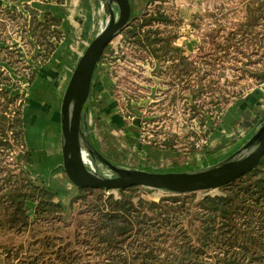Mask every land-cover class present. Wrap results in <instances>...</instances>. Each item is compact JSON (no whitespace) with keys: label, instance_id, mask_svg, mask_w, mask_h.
Masks as SVG:
<instances>
[{"label":"trees","instance_id":"obj_1","mask_svg":"<svg viewBox=\"0 0 264 264\" xmlns=\"http://www.w3.org/2000/svg\"><path fill=\"white\" fill-rule=\"evenodd\" d=\"M7 1L0 2L1 14L15 17L19 13L24 18L23 31L35 41L31 46L34 48L36 43L39 47L36 54L27 51L36 63L27 65L32 73L26 79L32 86L40 75L37 65H45L63 39L62 20L52 11L41 13L24 3L26 16L11 4L18 0ZM51 1L61 4L65 0ZM246 9V21L226 41L238 35L247 39L264 18V0L249 1ZM175 16L167 10L153 9L151 3L131 19L122 33L121 45L163 60L167 64L163 73L171 85L186 82L185 95L193 102V114L187 120L193 121L200 132L188 130L182 141L186 153H197L202 149L200 139L207 138L210 131L204 130L207 113L196 107L202 106L198 101L205 95V83L214 69L207 68L199 75L197 61L178 44L180 31L160 29L161 24L172 26ZM0 37V44L5 43L7 39ZM24 56L18 46L11 49L6 43L0 45V62L5 63L0 65V237L36 232L37 256L28 259L27 264H79L84 258L94 264H210L206 255H214L213 264H264V155L246 174L217 188V194L172 192L157 201L143 198L139 185L117 192L81 187L68 205L78 224L66 234L72 223L65 219V205L58 192L44 182L37 183L25 166L33 163V153L26 139L24 100L16 92L21 84L5 67L20 69ZM258 75L259 84L264 83V72ZM224 104L219 102L215 112H221ZM164 144L176 151L173 141L165 140ZM18 151L24 167L10 160ZM31 203L33 213L28 207ZM171 239L175 243L170 250L158 251L159 244ZM3 249L12 254L10 247ZM213 250L217 252L213 254Z\"/></svg>","mask_w":264,"mask_h":264},{"label":"rangeland","instance_id":"obj_2","mask_svg":"<svg viewBox=\"0 0 264 264\" xmlns=\"http://www.w3.org/2000/svg\"><path fill=\"white\" fill-rule=\"evenodd\" d=\"M34 1H37L38 3L43 0H18L11 4L18 6V8L27 16L28 11L25 10L24 3L33 6ZM76 1L78 2L80 6H78V8L80 9L74 10L75 7L73 4L71 5V8L68 5H65L62 8V12L66 17H76V22H73V29H70L66 35H63L62 41L68 37L69 42L66 51L63 52L62 59H64L63 61L66 64H72L73 68H62L70 71L71 74H69V80L64 87V92L60 101V108L58 109L53 103L49 102V99L46 98V95L49 96L50 93L48 90L46 91V89H44V82L38 81L32 86L28 85L26 77L31 75L32 72L27 65H35L36 63L30 56L31 53L27 55V51L36 54L38 53L39 47L38 44L35 43L33 48V46H31V41L35 42L34 39L27 36L25 31H23L21 24L24 21V18L19 17V13L15 17H12L8 14L2 15L0 11V17H2L0 18V36L7 39L5 43L8 44L11 49L18 46L25 55V62L21 64L20 69L9 68L8 66L5 67L11 71L14 79L21 84V88L16 92H19L24 100L23 108L26 124V139L28 140L29 148L32 152L35 151V154H41L42 157H40V159H43L44 157V159H48L49 161L53 160L54 162L56 161L54 152L59 149L54 146L59 143V140L57 139L59 137L62 150L63 134L61 125V106L63 97L75 67L92 40L88 41L84 34L85 27L89 25L90 20L89 16L85 13V10L92 9L93 19L97 15L101 18L100 22L103 23V25L97 29L96 34L103 29L108 22V19L111 17V10L105 0H91L92 2L90 0ZM97 1L101 5L96 8L94 6V9L91 8V6L97 3ZM249 1L251 0H150L147 4V6H149L152 3L153 9L167 10L170 11L171 14L176 15L172 26L167 28L161 24L160 29L166 32L168 30L180 31L181 36L178 39V44L179 40L187 34L186 40H191L192 45L194 44L193 40L196 41L195 52L187 54H190L191 57L197 61L196 66L199 68V75H202L207 68L214 69L212 77L209 79L210 82L206 81L205 83V95L198 101L202 106L196 107L197 111L204 110L207 113V120L209 117L215 115L218 119L223 110H225L231 102L243 97V95L253 87L260 85L258 74L264 72V18H262L261 22L252 29L247 39L242 35H238L233 41H226V39L230 37L229 34L237 29L239 24L246 21V5ZM0 2L8 4L7 0H2ZM44 2L47 4L45 8H52V6L55 5L51 0ZM81 9H83V11ZM104 9L105 16L108 18L106 21L102 18L104 16ZM71 12L74 14L72 15ZM133 17L135 16H132L131 19ZM127 26L112 39L111 43H109L110 47L107 54L105 55L103 53L93 75L94 78L96 74L98 79L95 76L96 78L92 80L93 88L91 87V91L97 87L101 77L105 76L108 79L109 92L121 102L123 107L129 109L130 114H133L134 110L142 111L139 113L142 114L140 115L142 121L140 125L141 130L139 131V143L143 142L155 149L153 150L152 155L153 161L149 159L154 167L149 168H152L151 170L154 171H175L167 169L166 161L162 162V158H166L164 157L166 149H170L165 146L164 141H173L176 145V151L188 152L187 149H185V143L182 141L183 138L186 137L185 135L189 132L188 130L197 131L198 134L200 132L199 129L195 127L196 125L193 124V121L187 120V118L193 114V111L191 110V104H193V102H190L189 95H185L188 93V89H186V86L188 85L186 82L180 83V81L178 84L171 85L169 83L170 80L167 78V74L163 73L167 65L163 60L157 58L152 59L147 56L146 53L135 49V47L122 46V33ZM230 38H232V36ZM66 42L67 41L62 43V46H64ZM5 43H1L0 45L5 46ZM188 43H190V41ZM223 49H225V51ZM113 50H115L114 53L111 52ZM244 54H251V56L247 58ZM0 65H5V63L0 62ZM45 65L39 67L37 65V68L40 70V75L38 76L40 77L39 79L43 78L41 70H43L42 68ZM57 68V72L53 75L56 76L61 74L62 76L61 70L59 69L60 64L57 65ZM55 87H53L54 90H56ZM219 102H222L223 104L226 103V105L224 104V109L221 112H215L218 110ZM263 120L264 111L260 114L259 122L262 123ZM55 127L59 129L58 132L57 130L55 131ZM185 129H187V131H185ZM42 133L44 134L45 140L40 142L39 138ZM208 139L209 135L207 138L200 139L199 147L202 149L197 153L200 152L199 157L201 158V161V154L205 151L204 147L206 146ZM124 144L126 146L123 148L125 151L128 150L131 152V149L133 148V153H135L133 143L130 144L126 141ZM35 147H37V149ZM21 154V151L16 152L14 158H11L10 160L15 161L18 164H23L24 167V161H19ZM95 160L97 163L86 161L87 168H92L97 172L101 170L102 172L100 174H103V176L112 173L111 169L110 171H106L103 162L96 158ZM109 160L113 161L111 158H109ZM235 160H239V154L236 155ZM202 163L205 165L204 161H202ZM210 164L213 163H209V165ZM61 165L54 164L51 166L49 164H37L36 166H32L25 164L26 168L32 174V177L36 179L37 183L44 182L43 179L47 181V177L43 178V176L51 178L57 171H62V174H64L67 180H69V182L80 191V188L64 173ZM120 165L131 168H140L139 166H132L130 164ZM107 168L109 167L107 166ZM176 170H178V168ZM139 186H141L140 193L146 200L158 201L161 197L174 192L161 188H153L143 185ZM117 190L119 189L109 191L117 192ZM59 191L61 195L67 199V201L61 199L65 205V219L67 222L72 223V227L66 232V234L72 233L77 227L78 218L76 215L72 214L71 209L68 206L71 199L68 200V196H65V194L67 195V191L65 189H60ZM196 192L198 196H202L204 192H210L211 194L220 193L217 188L196 190ZM28 207L30 208V213H33L32 210L34 204L31 203ZM176 231L177 229L172 232ZM35 234L36 232L29 231L24 232L23 234L12 233L4 238L0 237V264H27L28 259L33 258L35 255L37 256V238H34ZM65 239L69 238L65 237ZM173 243L175 242L171 239L166 243L159 244L158 251H164L165 249L170 250L169 248H171ZM5 247H10L13 250L12 254H7V248L5 250L3 249ZM17 252H19V254H16ZM216 252L217 251L215 250L212 251L213 254ZM213 256L214 255H206L205 259L209 260L210 264H213L216 261ZM87 262V259L84 258L79 264H94V262Z\"/></svg>","mask_w":264,"mask_h":264},{"label":"crops","instance_id":"obj_3","mask_svg":"<svg viewBox=\"0 0 264 264\" xmlns=\"http://www.w3.org/2000/svg\"><path fill=\"white\" fill-rule=\"evenodd\" d=\"M149 1L150 0H131L132 16L140 15L146 9ZM97 3L94 5L92 4L93 6H91V8L94 9V6L96 8L97 6L99 7V5H101L100 3ZM72 4L75 7L74 10L80 9L78 8L79 4L76 0H65L64 3L61 4L55 3L52 8L50 6V8H45L47 4L44 1L38 3L37 1L33 2V6L40 12L43 13L46 10L52 11L55 15L61 18L62 22L60 29L63 32V35H66L70 29H73V22H76V17H66V15L62 12V8L65 5H68L71 8ZM81 10L83 11V9ZM85 13L90 18L89 25L85 27L84 33L86 39L89 41L94 38L97 33V29L100 28L103 23L100 22L101 18L99 15H97L94 19L92 18V9L85 10ZM71 14L73 15L74 13L71 12ZM102 18L105 21L108 19L107 16H105V9L104 16ZM187 35L183 36L179 40V44L183 46L186 53L195 52L196 41L193 40L194 44L192 45L191 40H186ZM62 40L61 43L58 44V47L53 53L50 61L44 66L45 68H42L43 70H41V74L43 78L39 79L40 77H38V79L35 81V83L38 81L45 83L44 89H46V91L48 90L50 93L49 96L46 95V98L49 99V102L53 103L57 109L60 108V101L64 92V87L69 80V74H71L70 71L64 70L62 68H73L72 64H66L63 61L64 59H62L63 52L66 51V47L68 46L69 38L67 37V39L64 41ZM65 41H67L66 44L62 46V43ZM189 41L190 43H188ZM59 64V69L61 70L62 76L61 74L54 76L53 74L57 72V65ZM95 76L97 77L96 74ZM95 76L94 78H96ZM107 80L108 79L105 76L101 77L97 87L91 91L89 99V113L85 132L94 142L97 149L108 159L111 158L113 161H115L114 163L130 164L132 166H139L140 169L151 170L152 168L149 167H154V165L150 160H152L153 150L155 149L147 144H144L143 142L139 143V131L141 130L140 125L142 121V118L140 117L142 114L139 113L142 111L134 110L133 114L131 113V115L129 109L127 107H123L121 102H119V100L113 96L111 92H109V84ZM53 87H55L56 90H54ZM263 111L264 83H261L260 85H257L249 90L245 95H243V97L231 102L225 108V110H223L221 116L218 119L215 115L209 117V119L206 121L204 130H208L210 133L208 142L204 147L205 151H203L201 154L202 161L205 162V165H203L201 158L199 157L200 152L186 153L174 151L173 149H166V154L164 156L166 158H162V162H167L166 167L169 170H176L177 168L178 170H190L201 168L203 166L209 165V163H215L227 158L252 136L256 127L260 124V114ZM54 129L55 131L57 130V132L59 130L56 127ZM43 133L39 138L40 142L45 140ZM57 139L59 140V143L55 144L54 147L59 149H57L55 152L53 151L56 158L55 162L53 160L49 161L48 159H44V157L43 159H40L42 155L35 154L34 151L32 152L33 163L30 165H61V140L60 137ZM125 139L127 143H133V147H135V153H133V148H130L132 150L131 152L128 150L125 151L123 149L126 147L124 144L126 143ZM35 148L37 149V147ZM62 173V171H57L51 178L48 176H43V178L47 177V181L45 179H43V181H46V184L53 187L58 192L62 200L67 201V199L61 195L59 191L60 189H65L67 191V195L65 194V196H68V200L74 197L79 190L77 187L71 184Z\"/></svg>","mask_w":264,"mask_h":264},{"label":"water","instance_id":"obj_4","mask_svg":"<svg viewBox=\"0 0 264 264\" xmlns=\"http://www.w3.org/2000/svg\"><path fill=\"white\" fill-rule=\"evenodd\" d=\"M111 17L103 29L90 41L81 56L65 91L61 108L62 165L69 179L81 187H97L108 190L122 189L133 185L161 188L174 192L208 190L224 186L254 168L264 155V120L252 136L227 158L201 168L175 171H154L125 167L104 156L85 132L89 113V99L95 69L106 47L131 20V0H105ZM118 11V12H117ZM83 141L91 154L112 173L96 176L80 165ZM254 151L241 160L237 154L247 149Z\"/></svg>","mask_w":264,"mask_h":264},{"label":"bare ground","instance_id":"obj_5","mask_svg":"<svg viewBox=\"0 0 264 264\" xmlns=\"http://www.w3.org/2000/svg\"><path fill=\"white\" fill-rule=\"evenodd\" d=\"M254 149H255V147H253L252 149H247L243 153L239 154V160H241L244 157H246L249 154H251V152L254 151ZM86 161H93L94 163H97V161L95 160V158L93 157V155L89 151V149L87 147V144L83 141L82 154L80 156V165L82 166V168L84 170L88 171L89 173H92V174H94L96 176H103V174H100L102 172L101 170L99 172H97V171L93 170L92 168H87ZM105 169H106V171H110V168H107L106 165H105Z\"/></svg>","mask_w":264,"mask_h":264}]
</instances>
